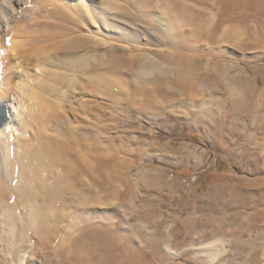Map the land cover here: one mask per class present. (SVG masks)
<instances>
[{
	"label": "rangeland",
	"instance_id": "obj_1",
	"mask_svg": "<svg viewBox=\"0 0 264 264\" xmlns=\"http://www.w3.org/2000/svg\"><path fill=\"white\" fill-rule=\"evenodd\" d=\"M159 3L168 6V18H179L181 34L177 35L175 26L162 31L152 16L146 22L137 20L147 30L165 37L155 44L154 37L147 33V45L137 47L147 53V63L157 60L170 71L176 70L175 82H169L164 73L147 72V83L139 79L135 90L119 71L123 63L114 59L104 64L106 72L101 70L109 81L116 80L114 87L85 81L86 76L78 73L63 96L40 89L38 95L47 101L41 106L38 100L34 119L22 120L26 133L16 136L26 141L23 148L9 151L8 157L21 155L29 159V151L37 143L31 137L38 133L62 140L64 133L71 131L70 139L64 141L73 153L72 166L79 171L86 195L99 199L86 212L79 213L81 220H71L59 208L50 210L51 216H61L56 223L61 231L35 258L38 241L31 239L22 213L10 206L15 197L8 195L10 210L0 217V264H74L72 239L84 224L103 231L122 228V232L112 235L114 248L101 251L100 257L108 256L105 264H126L137 246L146 248L150 264H264V122L258 115L264 109V95L251 99V111L246 109V131L226 139L221 127L233 123L234 118L241 123L238 115L224 118L231 100L216 107L221 91L210 94L208 86V92H193V79L188 76L183 80L186 67L180 69L176 62V58L194 61L197 69L193 76L206 73L210 65L213 70L228 69L234 74L243 71L254 76L257 89L263 90L264 0H158ZM34 7L36 16L44 14L38 4ZM143 11L140 8L134 13L143 15ZM194 15L197 20L193 26L199 23L197 41L201 39L197 43L186 40L183 33L192 27L188 20ZM50 34L15 37L23 42L15 50L17 53L7 51L6 41L0 45V56L1 47L8 54L0 84L5 78L13 79L9 83L11 95L19 100L28 96L20 90L22 68L32 74L43 52L58 59L56 51L60 48L56 42L63 37L57 39ZM116 52L122 58L126 53ZM15 63L22 68L16 71L12 68ZM213 76L210 73L206 77ZM202 79L196 83H203ZM164 85L176 88L175 98L160 90ZM19 90L20 95L16 94ZM206 98L212 99L216 113L197 109V101ZM46 103L58 105L60 117L51 118V123L64 119L63 128L44 124ZM55 106L52 110H56ZM234 111L242 113L239 107ZM20 163L13 173L15 183ZM36 223L37 220L35 228ZM126 232L135 240L130 246ZM157 247L163 257L155 253Z\"/></svg>",
	"mask_w": 264,
	"mask_h": 264
},
{
	"label": "bare ground",
	"instance_id": "obj_2",
	"mask_svg": "<svg viewBox=\"0 0 264 264\" xmlns=\"http://www.w3.org/2000/svg\"><path fill=\"white\" fill-rule=\"evenodd\" d=\"M37 4L41 8L38 10H42V12L44 10V14L39 15L41 13L39 11L40 13L35 15L33 10ZM148 4L151 5L149 9ZM140 8L144 10L143 15L142 13L141 15L135 14L134 12ZM167 12L168 6L163 3L158 4V0H0V45L4 46V42H8L7 51L17 53L15 50L23 42L16 39L15 41L14 38L24 37L28 33H51L50 35L54 34L57 39L63 37V40L56 42L58 43L56 47L60 48L56 51L58 59H53L50 54L43 52V56L37 58L34 63L32 74L22 68L21 64L15 63L13 67L11 66L16 71L18 68H22V80L19 84L21 93L28 94L26 100H19L18 96L11 95L12 86L9 83H12L13 79L9 81L5 78L0 84L2 86L0 93L2 90L5 92V95L0 94V217L9 212L10 206L22 213L31 239L38 241V248L33 254L35 258L39 252L42 253L47 243L57 237L61 231L56 226L57 221L62 220L61 216H51L50 210L59 208L64 216L70 215L71 220H81L79 213L86 212L88 208L95 205L99 198H90L86 195L87 189L81 186L78 178L79 171L72 166L73 153L66 147L64 141V139H70L71 131L68 134L65 132L62 140L54 135L39 133L34 135L31 138L37 143L29 151L30 158L23 159L21 155H15L12 158L14 159L13 163L7 154L9 151L23 148L26 141L16 136L17 133L19 135L26 133L21 123L22 120L34 119L33 112L39 107L38 100H41V106L47 101L46 97L38 95L39 92L45 91L63 96L69 86H72L78 73L86 76L80 78L93 84L101 83L102 86L114 87L116 80L114 83L109 81V76L104 73L108 68H103L107 61L115 62L114 59L123 63L122 70L119 71L129 81L130 87L138 85L139 79L147 83V72L164 73L169 82H175L177 80L176 70L170 71L165 63L157 60L147 63V53L137 47L147 45V33L154 37L152 41L155 44L161 43L165 39L164 36H159L154 33L155 31L147 30V27L138 24L137 20L146 22L147 18L152 16L162 31H167L170 27L175 26L178 29L177 35L181 34L182 24L178 20L179 18L171 16L170 19L166 16ZM196 20L197 17L192 16L188 20L192 21L190 23L192 27L183 32L186 36L185 39L194 43L201 40L198 38L197 41L199 33L197 24L199 23L193 26ZM204 38L205 35H203ZM117 42H122L125 45H117ZM184 43L186 44L183 41ZM116 51H125L124 58L120 57ZM1 52L3 55L0 56V76L8 66L6 49L1 47ZM176 62L180 69L186 67L185 71H182V74L185 73L183 76L178 68L182 79L185 80L188 76L193 79L191 85L193 92L200 94L208 92L206 91L208 86L210 94L213 91H221L220 100L216 98L214 103L216 107H223L227 100H231L227 110L229 113L226 112L224 118L238 115L237 118H241V123H237L235 118L230 125L228 121H224V123H228V127L221 123L223 125L222 129L220 128L221 134L226 139L228 135H242L246 131V109L248 113L251 111L248 108L251 99L264 95V89L258 90L254 84V76H248L243 71L234 74L230 73L228 69L213 70L211 65L209 68L207 67L206 73L193 76L197 69L194 61H190L189 58H176ZM66 70L69 73H66ZM210 73L214 74L213 78L206 77ZM200 78H203L200 80L203 83H196ZM76 80L78 79L76 78ZM4 86L7 87L4 88ZM116 89L119 90L118 87ZM175 89H170L166 85L160 88L170 98H175L173 97ZM20 90L16 94L20 95ZM211 100V98H206L197 101V109H203L206 113H216L218 110L212 106ZM54 106V103H46L43 107L44 124L47 127L52 124L51 118L60 117L57 111L58 105L55 106L56 110L55 108L52 110ZM235 107H239L243 114L239 112V115L235 112ZM262 110V113L260 112L258 115L264 122V109ZM64 122V119H58L52 125L54 129H59L63 128ZM28 126L30 127V124ZM238 126L241 128V133H238ZM261 127L264 132V123ZM18 163L21 166L18 169V180L15 183L13 173L17 169ZM10 194L15 197V202L11 201L9 206L6 197ZM73 211L78 213L73 214ZM34 215L35 219L32 218ZM36 220L37 228L34 226ZM117 228L103 231L94 229L92 225L84 224L77 236L72 239L71 245H75V252H73L71 263L105 264L108 256L104 259L100 257V254L105 248L110 250L114 248L112 235L122 230L121 227ZM126 237L128 246L135 243L133 235L129 232H126ZM117 247L120 248V246ZM145 249L137 246L135 252L130 254L126 264H150ZM158 250L157 247L154 250L155 253L159 254V257H163L164 255L160 254ZM34 257L31 259L33 260Z\"/></svg>",
	"mask_w": 264,
	"mask_h": 264
}]
</instances>
